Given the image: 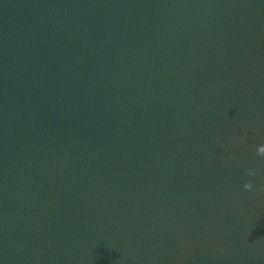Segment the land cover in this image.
<instances>
[{
  "label": "water",
  "instance_id": "water-1",
  "mask_svg": "<svg viewBox=\"0 0 264 264\" xmlns=\"http://www.w3.org/2000/svg\"><path fill=\"white\" fill-rule=\"evenodd\" d=\"M261 146L264 0H0V264H264Z\"/></svg>",
  "mask_w": 264,
  "mask_h": 264
},
{
  "label": "clouds",
  "instance_id": "clouds-1",
  "mask_svg": "<svg viewBox=\"0 0 264 264\" xmlns=\"http://www.w3.org/2000/svg\"><path fill=\"white\" fill-rule=\"evenodd\" d=\"M257 151H258V155L264 156V146L259 147ZM249 175L250 176H255L256 173L254 171H252V170H249ZM244 189L246 191H251V190H253V185L251 183H246L244 185Z\"/></svg>",
  "mask_w": 264,
  "mask_h": 264
}]
</instances>
